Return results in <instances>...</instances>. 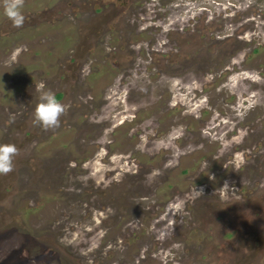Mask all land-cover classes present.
Listing matches in <instances>:
<instances>
[{"label":"rangeland","instance_id":"1","mask_svg":"<svg viewBox=\"0 0 264 264\" xmlns=\"http://www.w3.org/2000/svg\"><path fill=\"white\" fill-rule=\"evenodd\" d=\"M23 13L0 0V264H264V0Z\"/></svg>","mask_w":264,"mask_h":264},{"label":"clouds","instance_id":"2","mask_svg":"<svg viewBox=\"0 0 264 264\" xmlns=\"http://www.w3.org/2000/svg\"><path fill=\"white\" fill-rule=\"evenodd\" d=\"M24 5L25 0H3L4 14L12 22L13 27L20 28L24 25ZM44 89L43 82L37 85V91L41 95L35 107L33 124L45 130L55 129L60 126V118L66 112V107L53 91ZM18 154L19 149L15 144H0V175L13 171L14 159ZM224 186L228 184L225 183ZM195 191L198 195H204L203 187L196 188Z\"/></svg>","mask_w":264,"mask_h":264}]
</instances>
